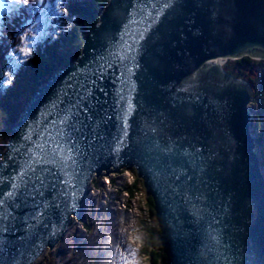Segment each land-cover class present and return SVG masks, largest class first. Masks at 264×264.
I'll return each mask as SVG.
<instances>
[{
    "label": "water",
    "instance_id": "obj_1",
    "mask_svg": "<svg viewBox=\"0 0 264 264\" xmlns=\"http://www.w3.org/2000/svg\"><path fill=\"white\" fill-rule=\"evenodd\" d=\"M240 56L264 57V0H108L79 54L10 125L0 198L12 215L0 264H33L55 248L93 178L122 169L154 200L166 264H264L253 91L216 62ZM78 105V118L62 123ZM118 139L126 143L116 152ZM46 144L63 163L49 165L43 195L9 199Z\"/></svg>",
    "mask_w": 264,
    "mask_h": 264
},
{
    "label": "trees",
    "instance_id": "obj_2",
    "mask_svg": "<svg viewBox=\"0 0 264 264\" xmlns=\"http://www.w3.org/2000/svg\"><path fill=\"white\" fill-rule=\"evenodd\" d=\"M66 1L65 5L68 11L60 15L58 9L57 18L60 20V23L58 26H54V32L49 35L50 37L39 40L33 46L31 54L24 59L18 60L15 58V53L18 51V43L20 42V34H18L19 23L15 27L6 29L7 31L4 33V35H7V38L4 42H0V86H2L0 87V138L7 139L10 136L11 123L19 120L22 112L25 111L29 99L39 87L41 79L46 80L58 66L67 65L70 62L67 54H70L72 58L79 54L87 32L97 21L100 8L108 0ZM31 2L33 3L34 1ZM94 10L96 13H94ZM51 16L53 15L51 14ZM81 27H83L82 30L80 29ZM3 46L5 47L4 50H2ZM75 46H78L76 52L72 49ZM13 60L16 61V64L11 66L12 63L10 62ZM259 66L260 62L249 56H245L236 62H229L225 69L235 76L245 78L256 87V94H261L262 97L260 99L261 110L258 111L257 118H259L258 120H262L261 116L264 109V79L262 78L259 82L257 81ZM263 142L264 119L262 131L257 139V146L260 147ZM133 171L136 176V182H138H135V188L138 184L143 187L142 179L140 180L136 171ZM131 191L133 192V189ZM146 204L152 215L155 216L156 212L153 198L147 196ZM156 226L154 230H152L153 227L148 228V234L153 241V235L161 238V229L158 224ZM151 248L146 244L145 252L149 254L152 264H159V257L161 255L166 258L162 246L160 248L161 250L155 247Z\"/></svg>",
    "mask_w": 264,
    "mask_h": 264
},
{
    "label": "rangeland",
    "instance_id": "obj_3",
    "mask_svg": "<svg viewBox=\"0 0 264 264\" xmlns=\"http://www.w3.org/2000/svg\"><path fill=\"white\" fill-rule=\"evenodd\" d=\"M15 6L16 7L19 6V8H22V3H20V4L15 3ZM16 7H14V8L16 9ZM27 21H29V20H27ZM27 30H29L28 33H32V34H27V35H25L22 38V40L24 41V43H26L30 39V37H33L34 38L36 35L41 34L40 32H34V30L31 27L26 28L25 29V32ZM32 41L33 40H31L30 42H32ZM24 43H22V48H21V51H20L21 54H27L31 50V48L29 46H26V44H24ZM263 94H264V92H263ZM254 98L255 99L252 102L253 104L251 103L250 104L251 105V108L250 107L249 108L252 109V110H255V112H256V111H258V109L261 110V105H260L261 100L260 99H262V97L260 98V96H258V97L257 96H254ZM261 117H264V109L262 111V116ZM258 127H259V131H260V127H261L260 120L259 121L256 120V128H258ZM261 131H262V127H261ZM6 144H7L6 139L3 138V137H1L0 138V160L2 158V154H3L4 149L6 148ZM129 173H131L130 176H129ZM116 174L117 173H111V176L112 175L114 176ZM122 175L124 177H126V179H128L131 183H134L135 177L132 175V172L131 171L126 170V171L122 172ZM107 177H109V176H104V175L102 176L101 175V177H99L98 179H95L94 185H96V184H102L103 187L105 186V190H106L107 187L109 189H111V186L104 185L103 184L108 179ZM91 185H92V182H91ZM138 186H139L138 187V191H136L135 194H134V196L131 198V203H132V205H134V209L137 211L134 214L137 215V221H138V226H139V228L136 230V232L134 234H138L137 237L140 240L143 241L142 243L146 242L149 245V247H155L158 250H161L160 249L161 246L163 247L161 238H159V236H157V235L156 236L153 235V237H154V241H153V240H151L149 234L145 232L146 229H148L150 227H153L152 230H154L157 227L156 226L157 224L159 226V223L157 221L156 214H155V216H153L152 213H151V211L149 210L147 204H146V202H147V193H146L145 188L142 187L140 184H138ZM91 189H92V187H91ZM91 193H93V192L91 191ZM104 193H105V191H104ZM106 193L107 194H105V200L106 199H109L110 200V195L111 194H108L109 192H106ZM97 195H98V192H97ZM103 195H100V196H103ZM126 195L129 196V193H126ZM96 205H98V204L94 201V203L91 204V207H94ZM79 213H78V215L75 216L76 218L73 217V220L70 223L71 226L68 225V227L70 226L71 231H69V230L68 231H65V234H64L65 241L62 244H60L61 243L60 242L57 245V247L54 248V249H49L48 248V250H46L44 252L46 255L43 257V259H41L40 261H38L39 264H52L55 261V257L59 255L58 252L62 254L63 252L65 253V252H70V251H72V256H70L71 259L69 261L65 262V264H67L68 262H69V264H71L73 262H78V264H82V263L83 264H87L85 261L83 262L84 259L81 258L79 260L80 257H77L76 255L73 254L74 253L73 246H79V245H81V244L84 243L83 240L82 241H79L74 234H71L73 231L74 232L76 231V228H81L82 221H81V219L77 218V216L78 217L80 216ZM91 216H93V218L94 217L95 218L98 217L99 216L98 211H96V214L93 211H91ZM124 217H125V219H127V213L124 214ZM142 219H145L146 221H142ZM89 220L92 222V220H93L92 217ZM127 220L130 221L129 219H127ZM66 240H68V241H66ZM88 241L91 242V239H88ZM61 246H63V247L62 248H58V247H61ZM78 249L82 250V252H87V249H88L89 255H90L91 254V250H92V244L91 243H87V248H78ZM67 255H69V254L66 253L65 256L67 257ZM80 255H82V254H80ZM38 262H37V264H38ZM96 264H97V262H96ZM99 264H105V263H103L100 260L99 261ZM120 264H127V263L122 259L120 261ZM159 264H166V258L163 255H161L159 257Z\"/></svg>",
    "mask_w": 264,
    "mask_h": 264
},
{
    "label": "snow or ice",
    "instance_id": "obj_4",
    "mask_svg": "<svg viewBox=\"0 0 264 264\" xmlns=\"http://www.w3.org/2000/svg\"><path fill=\"white\" fill-rule=\"evenodd\" d=\"M13 3L23 5H28L30 3V0H12ZM56 2H59V0H56ZM144 2L147 4L148 0H144ZM155 2V0H153ZM165 4H172L173 0H162ZM65 13H67L68 9L65 8ZM145 18L148 16L147 8L144 10ZM152 19H155V17H152ZM130 48V54L128 55L129 60L134 59V52L136 45L132 44L129 46ZM2 87V86H0ZM77 111L76 112H69L66 114L64 121L62 123H66L70 120H72L74 117H77V113L80 109V106H76ZM123 119V117H122ZM127 123L124 124V135L127 134ZM78 130V129H77ZM49 143H55L53 140H49ZM126 141L123 139H118L117 145H114L113 151L118 152L120 149H122L125 145ZM37 155L36 156H30L29 159L25 162L23 169L21 171V174L19 175L18 181L13 182L12 184V191L7 193V196L9 199H18L20 196H26L30 197L33 202H35L37 196H42L43 191L45 187L50 183L49 180V173L51 172V169L49 165L52 162H60L63 163L62 157L60 156L59 146L56 148H48L47 144L44 146L43 149L38 148L37 149ZM131 173H129V176ZM4 182L3 175H0V183ZM41 206H36V212L33 214V223H35V220L39 218V216H42L43 214L39 212V208ZM12 213L8 211L6 207V201L2 198H0V253L4 251V233L6 231V223L5 221L9 218H11ZM139 239V238H137ZM133 258L136 256V252H132ZM130 264H134V260L130 262Z\"/></svg>",
    "mask_w": 264,
    "mask_h": 264
},
{
    "label": "bare ground",
    "instance_id": "obj_5",
    "mask_svg": "<svg viewBox=\"0 0 264 264\" xmlns=\"http://www.w3.org/2000/svg\"><path fill=\"white\" fill-rule=\"evenodd\" d=\"M67 2V1H66ZM70 2V1H69ZM68 2V3H69ZM215 62V61H214ZM216 62L218 63V64H220V59H216ZM254 120V116H251V118H250V121H253ZM260 136V135H259ZM258 139V138H257ZM260 140V139H259ZM261 142V141H260ZM259 142V143H260ZM261 147V146H260ZM110 176V175H109ZM91 185V184H90ZM89 185V190H88V192H89V194L91 193V186ZM97 196V193L93 196L94 198ZM111 197V196H110ZM111 199V198H110ZM93 199H92V201H91V203H93ZM81 211V210H80ZM73 220V218L71 219V221ZM71 221H70V223H71ZM70 223H69V225H70ZM69 230V228L67 227V230L66 231H68ZM73 237V236H72ZM65 241V238H64V236H63V240L61 241V243H63ZM60 243V244H61ZM63 247V246H62ZM59 248V247H58ZM62 252V251H61ZM46 254L44 253V254H42L33 264H37V262L38 261H40L41 259H43V257L45 256ZM38 264H39V262H38Z\"/></svg>",
    "mask_w": 264,
    "mask_h": 264
}]
</instances>
